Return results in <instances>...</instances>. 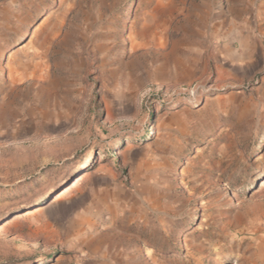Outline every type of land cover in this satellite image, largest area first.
I'll return each instance as SVG.
<instances>
[{
	"label": "rangeland",
	"instance_id": "rangeland-1",
	"mask_svg": "<svg viewBox=\"0 0 264 264\" xmlns=\"http://www.w3.org/2000/svg\"><path fill=\"white\" fill-rule=\"evenodd\" d=\"M0 264H264V0H0Z\"/></svg>",
	"mask_w": 264,
	"mask_h": 264
}]
</instances>
